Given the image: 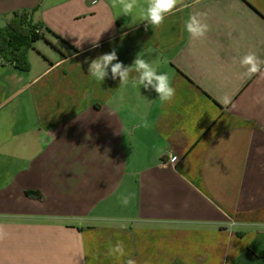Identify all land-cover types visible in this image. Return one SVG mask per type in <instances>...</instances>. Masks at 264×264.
I'll return each instance as SVG.
<instances>
[{
	"label": "crops",
	"instance_id": "1",
	"mask_svg": "<svg viewBox=\"0 0 264 264\" xmlns=\"http://www.w3.org/2000/svg\"><path fill=\"white\" fill-rule=\"evenodd\" d=\"M184 2L145 28L111 0H0V28L25 15L40 35L25 69L0 59V264H264V65L239 64L264 60V0ZM113 49L174 99L91 78Z\"/></svg>",
	"mask_w": 264,
	"mask_h": 264
},
{
	"label": "clouds",
	"instance_id": "2",
	"mask_svg": "<svg viewBox=\"0 0 264 264\" xmlns=\"http://www.w3.org/2000/svg\"><path fill=\"white\" fill-rule=\"evenodd\" d=\"M178 5L190 6L184 0H111L113 9H117L123 16L131 18L132 23L129 26L135 25V21L139 19L141 23L146 22L145 28L149 25L159 28L163 25L166 17L174 14ZM201 15L200 13L192 14L184 23V30L187 31L191 39H202L209 31V24L201 18ZM98 41L99 39L92 40L93 48L100 47ZM86 62L89 65L88 75L98 83H102L110 75L113 80L118 78L120 85L131 84L134 88L142 86L146 91H155L162 104L170 103L175 97V88L171 84L169 75L166 72H159V65H153L143 58L141 53L136 56L131 65H125L119 61L115 49ZM239 64L244 69L241 76L251 78L261 72L264 60H261L255 51L250 50L239 59ZM133 72L136 73L135 76L131 75ZM225 102H228L227 97H225ZM143 126L149 127L147 120ZM156 151L158 156L162 157L167 154L172 159H177L172 156L171 152L166 153L163 146L158 147ZM132 195H122L120 197L122 204L128 205ZM114 251L123 255V244H117ZM127 264H136V262L133 259H128Z\"/></svg>",
	"mask_w": 264,
	"mask_h": 264
},
{
	"label": "trees",
	"instance_id": "3",
	"mask_svg": "<svg viewBox=\"0 0 264 264\" xmlns=\"http://www.w3.org/2000/svg\"><path fill=\"white\" fill-rule=\"evenodd\" d=\"M19 23L11 22L7 26L0 28V59L4 62L12 63L20 69H25V52L34 42L39 40L38 27L31 21Z\"/></svg>",
	"mask_w": 264,
	"mask_h": 264
},
{
	"label": "built area",
	"instance_id": "4",
	"mask_svg": "<svg viewBox=\"0 0 264 264\" xmlns=\"http://www.w3.org/2000/svg\"><path fill=\"white\" fill-rule=\"evenodd\" d=\"M37 32H38V31H37ZM177 161H178L177 159H172V158L170 159V162H171L172 164H176Z\"/></svg>",
	"mask_w": 264,
	"mask_h": 264
}]
</instances>
